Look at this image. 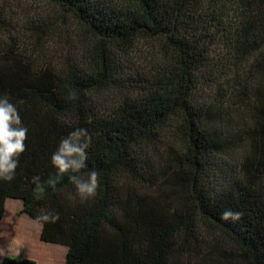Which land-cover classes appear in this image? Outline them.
Returning a JSON list of instances; mask_svg holds the SVG:
<instances>
[{"label":"trees","instance_id":"trees-1","mask_svg":"<svg viewBox=\"0 0 264 264\" xmlns=\"http://www.w3.org/2000/svg\"><path fill=\"white\" fill-rule=\"evenodd\" d=\"M3 1L0 95L28 131L0 219L58 213L41 239L65 264H264V0H40L52 17L13 32ZM77 128L86 201L50 162Z\"/></svg>","mask_w":264,"mask_h":264},{"label":"clouds","instance_id":"clouds-1","mask_svg":"<svg viewBox=\"0 0 264 264\" xmlns=\"http://www.w3.org/2000/svg\"><path fill=\"white\" fill-rule=\"evenodd\" d=\"M18 103L23 104L24 101ZM27 128L22 126V121L16 104L12 103L8 95H0V181L11 182L15 178L19 166V157L26 150ZM91 136L87 129L77 128L68 136L61 139L56 150L50 157L52 167L56 170L57 178L66 173L69 181L75 187L76 195L81 201H86L97 195L100 187V174L96 170L82 172L86 168L87 149L91 144ZM36 185L34 194L36 199H42L45 188L40 183V177L32 179ZM57 180L51 179L48 184L55 187ZM240 212L225 210L221 214L223 220H239ZM59 214L50 211L42 213L33 221L42 227L46 223H56ZM17 254V252H16Z\"/></svg>","mask_w":264,"mask_h":264},{"label":"rangeland","instance_id":"rangeland-1","mask_svg":"<svg viewBox=\"0 0 264 264\" xmlns=\"http://www.w3.org/2000/svg\"><path fill=\"white\" fill-rule=\"evenodd\" d=\"M2 4H4L2 7L5 14H3L4 22L7 24L9 29L12 28V32L13 30L19 28H25L26 31L28 30V27L42 25V22H44L47 18L52 17L50 12L52 8L40 0H4ZM13 35L14 37H19V35L15 33H13ZM49 50L53 52V48L50 47ZM54 50L59 51L58 48ZM9 201L12 203H10L7 207L8 209L5 219L0 222V228H2L0 231V245L3 244L5 240H8L9 237L10 244L15 241H25V226H29L27 232L31 231L30 226L32 225L29 223V219L31 218L21 212V202L19 200H14L16 202L11 200ZM4 226H10V229H7L6 232H11V236L8 237L4 235ZM62 247H49L50 250L44 252L43 254L44 259L48 257L49 261L53 262V264H64L67 250L65 247ZM15 259L17 261H22L18 258ZM24 260H32L36 264L34 259Z\"/></svg>","mask_w":264,"mask_h":264},{"label":"crops","instance_id":"crops-1","mask_svg":"<svg viewBox=\"0 0 264 264\" xmlns=\"http://www.w3.org/2000/svg\"><path fill=\"white\" fill-rule=\"evenodd\" d=\"M16 202V201H14ZM12 203L10 201L7 202L5 206V210L3 213L2 218L0 219V222L3 221L6 217L7 213V207L8 205ZM22 206V205H20ZM22 208V207H21ZM29 223L32 225L30 226L31 231L27 232L29 229V226H25V236L26 240L24 241H15L14 243L10 244V237L11 232H6L7 229H10V226L6 227L4 226V235L8 236L9 239L5 240L3 244L0 245V261H2L6 257H12V258H18L20 260L24 259H34L36 261V264H53V262H50L48 257L44 259V252L50 250L49 247H62L60 245L56 244H50L42 241L41 239V230L42 227L37 226L33 223L34 220L29 219ZM2 228H0V231ZM64 248V247H62ZM66 249V248H65ZM17 252V254H16ZM44 259V260H43ZM65 264V263H64Z\"/></svg>","mask_w":264,"mask_h":264},{"label":"water","instance_id":"water-1","mask_svg":"<svg viewBox=\"0 0 264 264\" xmlns=\"http://www.w3.org/2000/svg\"><path fill=\"white\" fill-rule=\"evenodd\" d=\"M11 201H14V199H13V200H11Z\"/></svg>","mask_w":264,"mask_h":264}]
</instances>
